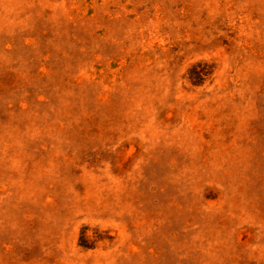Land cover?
<instances>
[{
    "label": "rangeland",
    "instance_id": "obj_1",
    "mask_svg": "<svg viewBox=\"0 0 264 264\" xmlns=\"http://www.w3.org/2000/svg\"><path fill=\"white\" fill-rule=\"evenodd\" d=\"M0 264H264V0H0Z\"/></svg>",
    "mask_w": 264,
    "mask_h": 264
}]
</instances>
